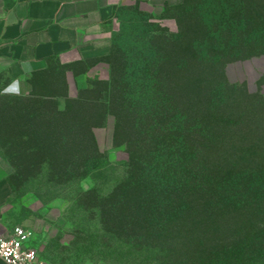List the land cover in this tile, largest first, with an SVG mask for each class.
<instances>
[{
    "label": "trees",
    "instance_id": "obj_1",
    "mask_svg": "<svg viewBox=\"0 0 264 264\" xmlns=\"http://www.w3.org/2000/svg\"><path fill=\"white\" fill-rule=\"evenodd\" d=\"M169 10L180 12L168 18L177 19L176 35L138 38L106 81L86 84L63 111L18 97L25 105L14 141L24 154H41V166L69 155L60 165L65 185L109 166L95 136L108 130L126 159L107 193L81 191L89 208H118L138 224L133 237L214 247L243 238L213 258L264 264V102L226 78L229 64L264 55V0H184ZM113 49L112 41L106 58Z\"/></svg>",
    "mask_w": 264,
    "mask_h": 264
},
{
    "label": "rangeland",
    "instance_id": "obj_2",
    "mask_svg": "<svg viewBox=\"0 0 264 264\" xmlns=\"http://www.w3.org/2000/svg\"><path fill=\"white\" fill-rule=\"evenodd\" d=\"M179 16L180 12L169 9L160 14L131 10L120 16L112 35L113 56L73 68L71 74L75 76V86L85 87L90 82L99 85L106 81L116 57L133 46L138 38L152 32L176 35ZM170 17H176L177 23L166 20ZM226 78L264 102V55L229 64ZM24 105L25 101L17 97L0 99V161L12 171L10 216L17 227L25 228L28 246L36 251L43 263L218 264L213 251L230 248L235 242V245L245 242L238 238L234 242L226 240L222 247H214L216 243H200L196 238L180 242L168 236L133 237L138 224L120 219L118 208H89L92 198L81 192V182L58 184L63 177H69L68 170L60 166L70 161L69 155L62 156L65 162L57 163V157L50 156L52 170L40 165L41 154L21 151L14 138ZM95 136L109 166L95 174L91 181L101 193H107L112 189L111 180L120 178L119 165L126 156L121 150L110 147L108 130H96Z\"/></svg>",
    "mask_w": 264,
    "mask_h": 264
},
{
    "label": "crops",
    "instance_id": "obj_3",
    "mask_svg": "<svg viewBox=\"0 0 264 264\" xmlns=\"http://www.w3.org/2000/svg\"><path fill=\"white\" fill-rule=\"evenodd\" d=\"M183 1L0 0V98L52 101L63 111L84 88L75 86L71 70L110 54L120 16L160 14ZM11 175L0 161V237L17 227L8 208ZM81 183L83 192L94 187L90 178Z\"/></svg>",
    "mask_w": 264,
    "mask_h": 264
},
{
    "label": "built area",
    "instance_id": "obj_4",
    "mask_svg": "<svg viewBox=\"0 0 264 264\" xmlns=\"http://www.w3.org/2000/svg\"><path fill=\"white\" fill-rule=\"evenodd\" d=\"M0 260L5 264H45L28 246L24 227H15L11 234L0 237Z\"/></svg>",
    "mask_w": 264,
    "mask_h": 264
}]
</instances>
